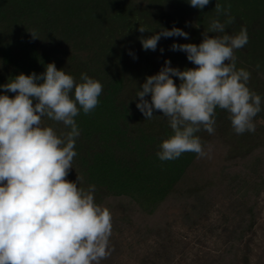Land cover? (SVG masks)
I'll list each match as a JSON object with an SVG mask.
<instances>
[{
    "label": "trees",
    "instance_id": "16d2710c",
    "mask_svg": "<svg viewBox=\"0 0 264 264\" xmlns=\"http://www.w3.org/2000/svg\"><path fill=\"white\" fill-rule=\"evenodd\" d=\"M217 2L225 8L230 5L235 18L226 34L235 35L241 28L248 32L247 45L235 56L237 69L251 74L248 87L262 98L261 112L253 121L255 131L236 134L229 114L217 108L215 133L196 134L206 156L188 152L161 161L156 155L159 145L172 134L167 118L154 111L152 119H145L136 107V94L166 60L180 70L196 67L171 45H199L211 20L226 19L217 16ZM140 26L148 32H139ZM173 27L187 32L188 39L162 37L155 51L142 48L141 37ZM49 63L77 82L86 73L103 85L98 106L75 117L80 135L67 178L75 182L80 177L79 186L85 189L95 186L96 203L112 215L110 241L120 229L118 221L145 236L166 228L171 207L190 206L200 215L213 201L224 200L237 204L240 217L224 251L208 264H240L243 246L247 261V238L264 190V0H210L203 9L191 7L188 0H0L2 84L21 73L39 75ZM173 79L179 85V79ZM42 123L53 126L58 135L70 130L47 117Z\"/></svg>",
    "mask_w": 264,
    "mask_h": 264
},
{
    "label": "clouds",
    "instance_id": "9594fccd",
    "mask_svg": "<svg viewBox=\"0 0 264 264\" xmlns=\"http://www.w3.org/2000/svg\"><path fill=\"white\" fill-rule=\"evenodd\" d=\"M188 2L203 9L210 0ZM230 8L216 3L217 16L226 19L211 20L199 45H171L172 51L186 53L196 67L180 70L166 60L136 94V107L145 119H152L154 111L167 118L172 134L159 145L156 155L161 161L188 152L206 156L196 134L215 133L217 108L229 114L236 134L255 131L253 121L261 112L262 98L248 87L250 72L237 69L235 51L244 48L249 37L246 28L235 35L225 33L235 20ZM138 30L148 32L144 26ZM162 37L188 39V33L162 28L141 37L142 48L155 51ZM0 88L15 94H0V264H101L113 250L111 212L96 203L94 185L85 189L79 186L80 177L75 182L67 177L80 135L75 117L98 106L102 83L86 73L77 82L49 63L45 72L21 73ZM44 117L70 130L58 135L53 126L43 125Z\"/></svg>",
    "mask_w": 264,
    "mask_h": 264
},
{
    "label": "rangeland",
    "instance_id": "374dc122",
    "mask_svg": "<svg viewBox=\"0 0 264 264\" xmlns=\"http://www.w3.org/2000/svg\"><path fill=\"white\" fill-rule=\"evenodd\" d=\"M0 85H3L0 81ZM0 94H7L0 88ZM120 215V211H116ZM165 229L140 236L135 226L121 223L110 241L111 255L106 264H208L225 249L238 223L237 204L217 200L200 215L189 207L168 209ZM249 249L238 253L240 264H264V190L253 231L248 234Z\"/></svg>",
    "mask_w": 264,
    "mask_h": 264
}]
</instances>
